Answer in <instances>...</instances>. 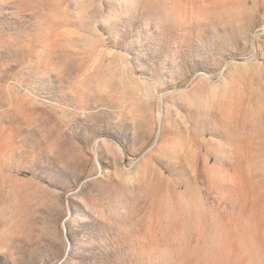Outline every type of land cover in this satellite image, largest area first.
Returning <instances> with one entry per match:
<instances>
[{"label":"rangeland","instance_id":"obj_1","mask_svg":"<svg viewBox=\"0 0 264 264\" xmlns=\"http://www.w3.org/2000/svg\"><path fill=\"white\" fill-rule=\"evenodd\" d=\"M0 264H264V0H0Z\"/></svg>","mask_w":264,"mask_h":264}]
</instances>
